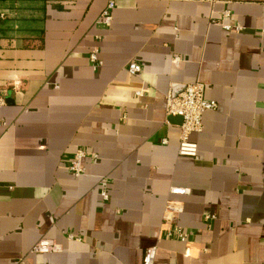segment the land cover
Masks as SVG:
<instances>
[{"label": "crops", "instance_id": "1", "mask_svg": "<svg viewBox=\"0 0 264 264\" xmlns=\"http://www.w3.org/2000/svg\"><path fill=\"white\" fill-rule=\"evenodd\" d=\"M109 1L0 0V264H264V0H113L106 25ZM196 80L193 158L166 104Z\"/></svg>", "mask_w": 264, "mask_h": 264}, {"label": "built area", "instance_id": "2", "mask_svg": "<svg viewBox=\"0 0 264 264\" xmlns=\"http://www.w3.org/2000/svg\"><path fill=\"white\" fill-rule=\"evenodd\" d=\"M114 1L110 0L106 8L101 14L100 20L106 25H110L112 21V10L114 8ZM227 28H231L230 25H226ZM239 27V26H237ZM90 60L95 67L102 65L103 61L100 59L98 51L93 50L90 55ZM130 74L137 75L142 71V64L137 60H131L127 66ZM205 84L196 80L185 85L184 89L178 94H167L166 112L169 116H181L182 123L180 124V142L178 147V153L180 156L198 157V144L190 139V135L194 132H201L204 128L203 115L208 110H215L218 107L216 100H209L205 95ZM5 104V97L0 95V126L5 125V120L1 116V108ZM87 153L83 149H79L74 154L70 161L69 168L77 176L85 174L86 168L83 164V160ZM96 157V154H95ZM102 195L104 199L109 198L107 190V182L103 181ZM171 193L185 194L187 188L180 186H172ZM182 203L169 200L166 203L163 220L167 225L166 235L169 238H177L185 241L189 238L191 233L184 229L178 221L177 217L179 212L182 211ZM213 217V216H212ZM58 246L47 238L41 239L33 246V251L36 252H49L55 250ZM157 246H150L146 249L143 264H159L157 262Z\"/></svg>", "mask_w": 264, "mask_h": 264}, {"label": "water", "instance_id": "3", "mask_svg": "<svg viewBox=\"0 0 264 264\" xmlns=\"http://www.w3.org/2000/svg\"><path fill=\"white\" fill-rule=\"evenodd\" d=\"M180 118H182L181 116H179Z\"/></svg>", "mask_w": 264, "mask_h": 264}]
</instances>
